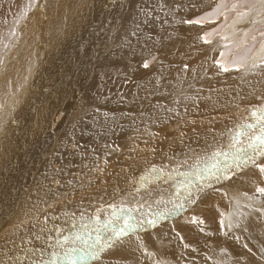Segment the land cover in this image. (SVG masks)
I'll return each instance as SVG.
<instances>
[{
	"label": "rangeland",
	"instance_id": "rangeland-1",
	"mask_svg": "<svg viewBox=\"0 0 264 264\" xmlns=\"http://www.w3.org/2000/svg\"><path fill=\"white\" fill-rule=\"evenodd\" d=\"M40 1L45 3H41L40 6H42V9L40 10V6H37L39 13L30 18V21L28 20L31 23L29 24L31 25L29 37H34V41L25 40V44L28 47L27 51L29 52L30 50V52H33L29 54H32V58H30L32 59L30 60L32 65L28 69H19L14 77L15 82L13 81L15 83L13 85L18 83L20 93L16 92L19 88H15L12 85L10 88L12 89V93L0 94V102L2 101V104H0V264H47L48 260L52 259L53 253L58 255L61 251L60 254L63 255L66 250L80 246L78 240L76 243L72 241V238L77 233L85 234L86 232H92L94 239L96 233L93 229L101 228L103 229L102 235L104 238L101 239L100 245H97L92 250L93 252H97L98 246L101 247V245L107 243L105 242L107 238L114 237L119 233L121 225H124V221L127 220L125 218L123 219L122 216L126 218L131 216L133 225L138 224L137 227L138 229L140 227L139 230H142L144 226L147 227V225L143 224V226H140V222L138 221H142L143 223L148 222L146 216L157 212V210L164 212L167 210L165 213L174 217L175 214L172 212L179 206L185 205L193 207L196 204V199L187 197L184 200L185 196L189 194V191L191 192L204 183L206 185V183L211 182L217 185L221 182V184L224 183L225 185L226 182L230 181V178L227 181L224 177L231 171V168L227 167V164L231 163L233 165V163L242 159V157L248 156L250 153H247L251 150L248 149L246 154L237 156L234 159L235 148H247L250 143L249 137L259 134L256 130L259 129V125H256V131L244 127V125L252 122V124H255V120L252 118V113L250 112L253 110L251 107L248 108L250 110V113L247 112L248 114L245 110H242L232 113L231 116L220 114L215 119L207 116L206 121L200 120L197 126L192 125L187 128L189 131L182 129L180 130L182 132H177L175 129L167 132L166 137L163 136V133L158 132L157 125L162 123L161 120L166 114L179 110L178 103L171 100L169 103H166V106L171 108L166 109V113L163 114L166 107H162V105H164V100L168 98V94L171 92L170 88L172 86L170 85H168V87L170 86L168 91H164L167 94L162 102L159 100L150 101L148 99L150 98V94H147L145 95L147 101H144V98H142L131 105H124L121 103V97L124 94L122 96L119 94V88L102 90L97 96V102L85 98V89L90 83L95 73L94 70L98 65H109L113 63L128 65L127 84L130 85L132 82L141 80L142 71H140V64L135 56V41L139 38L138 35H142L144 40L155 37L154 28L156 27L163 28L162 33L158 35L160 39L164 37L165 33L179 34L182 28H179V30L177 28L179 26H186V24L181 23L183 19L180 9L181 2L178 5H173L174 7H171L169 10V15L159 20L150 15L153 9L152 6L140 8L130 3V0H127L125 2L127 3L126 6L124 5L119 16L114 21L102 22V18H96L97 15H103L105 12L104 9L110 4H112V8L118 9V6H120L119 1L83 0L82 2V0H72L76 1V3H69V0H57V2H54L55 4L53 3L54 5L48 2L50 0ZM61 1L63 2L61 3ZM72 1L70 0V2ZM188 1L194 2V0ZM227 1H231V6L237 3L238 0ZM242 1L237 4L242 3ZM65 2L67 6H65ZM58 4H61V6L59 5L61 8L58 7ZM62 5L64 7L63 11ZM86 5L87 8H85ZM161 11L162 9H158L159 13ZM225 12V14L223 12L219 15V23L212 27L209 31L210 33H216L218 31V25L223 22L224 16L228 12H232V10ZM67 13L68 15L65 16ZM24 14L25 12L22 11V16ZM55 14L60 17L65 27L62 24L63 26L61 28L56 29V22L53 21ZM145 14H148V16L144 18L143 16ZM69 15L72 19H68ZM75 15L77 17L80 16L78 22V18ZM114 15L117 14L114 13ZM129 15H133L131 22L128 20ZM105 16L109 19L111 15L109 16L107 14ZM64 17H67L66 20H64ZM80 18L82 19L81 23ZM92 18L95 19L96 22H93L97 25L94 23L92 25L89 24V22H92L90 21ZM68 23H70L69 26ZM73 23L76 24V27ZM102 23H106V25L103 24V26ZM211 23L212 20H210L207 26ZM67 26L69 27L68 29ZM80 26L81 29H78ZM71 27L74 28L72 29ZM86 27L92 29V34L88 32L90 29L88 30ZM101 27L102 29H100ZM66 30H70V32ZM72 30L73 32H71ZM186 30L188 33H194L188 29ZM69 33H71V38ZM94 33L95 35H93ZM78 35H81L82 38ZM72 37L76 41L72 40ZM82 39L85 41H82ZM36 40L38 43H35ZM60 41L61 45H67L70 48L67 49V46H60ZM67 41L69 42L67 43ZM64 42L67 44L65 45ZM224 44L227 46L229 43L225 42ZM72 45L78 47L76 48V46ZM162 45L163 42L158 45V49H162ZM68 52L69 55H67ZM25 53L26 51L21 50L20 47L18 54L24 57L26 55ZM73 53L77 56L72 57L74 55ZM155 53L159 55L157 50ZM54 57L56 59L59 58V63ZM69 59L71 62L68 64ZM78 59L80 63H82L81 61L85 62L79 69L78 66L80 63L79 61L76 62ZM53 60L56 61V65L55 62L53 64ZM63 61L64 66L62 65ZM14 64H17L16 59L13 62ZM67 64H72V67L70 65L69 68ZM2 65L4 66V64ZM150 65H148L147 70H149ZM3 66L0 67V70H2ZM63 68L66 70L64 71L65 73L63 72ZM74 68L77 72L74 71ZM57 69L62 71L61 73L63 75ZM84 69L87 72L84 73L85 77L82 78L83 75L78 73ZM71 70L72 73H70ZM54 71L60 74V76L56 75ZM53 74L56 77H53ZM17 78H20V81ZM65 78L69 83L70 91H67L66 88L62 90L67 93L61 90L60 92L59 89L57 91V85L63 83ZM62 79L64 80L63 82ZM54 81H56V86L54 85ZM53 85L55 86L54 88ZM74 91L76 92L73 93ZM137 97L140 96L137 95ZM117 104L125 107V109H118ZM256 105H259V103H256ZM133 107L135 108L129 113ZM33 115L35 116L33 117ZM89 117L116 118V121H112L109 126L100 129L98 136L91 137L81 130L83 120ZM203 121L206 124L205 126L199 124ZM214 124L218 125L213 127ZM220 124L221 127H219ZM185 127L186 124L182 128ZM241 133H246L247 135H241L239 144L230 147L233 138ZM105 136H107L106 144H103L102 141L96 145ZM170 141L175 145L168 147L167 142ZM130 152L134 155L127 157ZM217 153L221 156L216 155ZM144 154L145 156H143ZM139 155L145 158H140ZM213 158L215 159L213 160ZM148 161L151 162L149 163ZM140 169H143L144 173ZM228 177L230 176L228 175ZM132 183L133 185H131ZM216 188L211 186L206 191L217 190ZM122 196L123 201L128 202H124V204H130L126 205L128 207L127 211L102 214L99 223L96 220L82 227L77 222L78 225L68 227V223L63 222V228L62 223L58 220L60 216L58 218L56 216L57 220H54L56 223L53 221L56 225L59 224L57 227L54 224L52 225V218V220H49L50 214L54 211H77L81 208L87 209L89 206H97L96 209H98L103 204L104 206L107 205L106 208L111 211L112 209H109L110 205L115 206L118 201L117 199ZM92 197L94 198L93 200ZM84 198L87 199L85 200ZM150 199H153V201L147 205L145 200L149 201ZM234 201H236L238 209L240 208L237 212L262 208V202L259 200L251 199L249 203L241 201L240 199H235ZM109 202L111 203L109 204ZM121 204L118 206H121ZM64 207L66 208L65 210ZM87 210L90 209L88 208ZM74 216L72 218L75 220L80 215H77V217ZM107 218L115 219V221L113 224L105 227ZM148 218L150 219L151 217ZM234 220L231 217L230 222H234ZM48 221H50V224H48ZM60 226L62 227L61 229H67L63 231L59 229ZM50 227L51 230H49ZM112 227H114L115 231L107 230V228ZM138 229L136 231H139ZM35 231H40V234L34 235L33 237L30 236L31 238L27 236L26 238L28 239L24 237L29 232L33 234L37 233ZM45 231H47V235L44 234ZM60 233L64 237L62 241L66 238L67 240L64 242H60V240L55 243L57 239L54 240L51 238L52 234L57 235ZM68 234L69 236L67 237ZM39 238H43V240H37ZM68 242L71 243L69 244ZM58 243L59 245L61 243L66 244V246L62 244L58 246ZM44 246H47V249ZM40 247L42 248L41 252H36ZM62 247L66 248H64L65 251ZM34 255L36 256L34 257Z\"/></svg>",
	"mask_w": 264,
	"mask_h": 264
},
{
	"label": "bare ground",
	"instance_id": "bare-ground-1",
	"mask_svg": "<svg viewBox=\"0 0 264 264\" xmlns=\"http://www.w3.org/2000/svg\"><path fill=\"white\" fill-rule=\"evenodd\" d=\"M55 1L57 2V0H50L48 2H51L52 5H54ZM63 1H61V3ZM117 1L120 2V6H118V9L112 8V4H110L104 9V14L102 13L103 15H97L96 18H102V22H111V20L114 21L119 16V13L124 5L126 6L127 4L125 3L127 2V0ZM240 1L242 0H238L237 3ZM42 2L43 1L40 0H0V67L3 66L2 64H4L2 70H0V81L3 80L2 82H0V94H4L7 92L12 93V89L10 88L13 84H15L14 77L16 76L17 71L22 68L28 69V67L32 65V63H30V60H32L30 59L32 58V54H29L33 52H30V50L28 52V47L25 44V40L34 41V37H29V29L31 26L29 24L31 23L28 22V20L30 21V18L39 13L37 6H40ZM74 2L76 3V1L70 2L69 0V3ZM180 2V9L182 13L181 15L183 16L181 23L186 24V26H179L177 28L178 30L179 28H182V31L179 32V34L165 33L164 37L160 39L158 35L162 33L163 28L156 27L154 28L155 37L144 40L142 35H138L139 38L135 41V56L138 60V63L140 64V71H142L141 80L132 82L130 85L127 84L128 65H119L117 63L109 65H98L94 70L95 73L90 83L85 89L86 91L84 95L85 98L97 102V96L102 90L119 88V94L121 96L124 94V96L121 97V103L124 105H131L132 103L139 101L142 98H144V101H147L145 97V95L147 94H150V98H148L150 101L159 100L160 102H162L167 94L164 93V91H168V88L172 86L170 88L171 92L168 94V98L164 100L165 103L164 105H162V107H166L163 114L166 113V109L171 108L166 106V103H169V101L171 100L178 103L179 110L166 114L161 120L162 123L158 124L156 127L158 132L163 133V136L165 137L168 134L167 132L175 129L177 130V132L182 129L189 131L187 128L191 127L192 125L197 126V123L200 120L206 121L207 116L215 119V117L220 114L231 116V114L236 111L240 112L242 110H245L246 113H253V111L257 109L264 108V0H243L242 3H235L231 6V1L229 2L227 0H194V2L188 0H130V3L140 8H143L145 6H152L153 9L150 12V15L153 18L159 20H162L163 17L169 15V10L171 9V7H174L173 5L175 4L178 5ZM65 3H63V5H65ZM59 5L61 6V4H58V7ZM63 5L62 11L64 8ZM65 6H67V3ZM85 8H87V5ZM39 9L41 10L42 6H40ZM158 9H162L161 13L158 12ZM228 10H232V12H228V14L224 16L223 22L218 25V31L216 33H210L209 31L212 29V27L216 26L219 23V15L223 12L225 14V11ZM22 11L25 12L23 16ZM62 11L61 13H63ZM57 12L59 11L57 10ZM114 13H116L117 15H114ZM107 14L109 16L111 15L109 19L105 16ZM67 15L68 13L65 16ZM146 16H148V14H145L143 17L145 18ZM79 17H77V22L79 21ZM66 18L64 20H66ZM69 18L70 15L68 16V19ZM128 18V20H130L131 22L133 15H129ZM70 19H72V17ZM92 19H90V21L92 22H89V24L91 25L93 23L95 24L96 22L94 18ZM73 20L75 19L73 18ZM81 20L82 19L80 18V23ZM210 20H212V23L207 26ZM31 21L33 22V20ZM53 21L56 22H54L56 24V29H59L64 25L57 14H55V18ZM192 21L196 22L193 23ZM69 24L70 23H68V26ZM103 24L106 25V23H102V25ZM73 25L75 26L76 24L73 23ZM68 26L67 29L69 28ZM71 28L73 29L74 27ZM78 29H81V26ZM89 29L88 32H91L92 34V29ZM100 29H102V27ZM186 29L194 33H188ZM68 32H70V30ZM71 32H73V30ZM95 33L93 35H95ZM69 34L71 38V33ZM75 34L77 35V33ZM215 35L216 37H214ZM73 38L74 37H72V40H74ZM91 38H93V36ZM84 39H82V41ZM36 42L38 43L37 40L35 41V43ZM68 42L69 41H67V43ZM162 42V49H158V45ZM225 42L229 44L225 46ZM67 43L64 42L65 45ZM73 43L76 44V42ZM76 45L79 44L77 43ZM60 46H63L61 45V41ZM20 47L21 50L23 49L26 51V55L24 57L23 55L18 54V50H20ZM77 47L78 46H76V48ZM66 48L68 49L70 47L67 46ZM73 48L75 49V47ZM250 48L252 49V51L248 52L247 50ZM156 50L157 52H159V55L155 53ZM69 52L68 54H66L69 55ZM161 53L163 54L161 55ZM73 54L74 55H72V57L77 56L75 55V53ZM33 58L35 57L33 56ZM15 59L17 60V64L13 65ZM54 59L56 58L54 57ZM58 59L59 58L56 59L57 62ZM64 61L62 64L63 66ZM78 61L80 63L79 59L76 62ZM54 62L56 65V61L53 60V64ZM70 62L71 60L68 61V64ZM81 62L82 63L79 64L78 69L85 63L83 61ZM149 64L151 65L148 68L149 70H147ZM70 65L72 67V64ZM70 65H68L69 68ZM145 65H147V67H145ZM10 66L12 67L10 68ZM225 68L227 69V71L224 70ZM85 69L83 71H79L78 73L83 75L82 78L85 77L84 73L88 71V69H86L87 71H85ZM64 71L66 70L64 69L63 72ZM74 71L77 72L75 68ZM61 72L62 71H60V73ZM70 73H72V70ZM55 74L60 76V74L56 72ZM55 74H53V77H56ZM61 75L63 74L61 73ZM59 76L57 77L59 78ZM25 77L27 76L25 75ZM17 80L20 81V78H17ZM63 81L64 80L62 79V82ZM55 82L56 81H54V85ZM64 82H67L66 78ZM64 82L57 85V91L58 89L59 91H63V88H66L67 91H70L69 83L67 82V84ZM17 84L13 85V87L19 88ZM54 85L53 88L56 86ZM168 85L170 86L168 87ZM19 90L20 88L18 89V91H15L20 93ZM75 92L76 91H74L73 93ZM137 95H139L140 97H137ZM256 103H259V105H256ZM0 104H2V101L0 102ZM251 107L253 108L252 111L248 109ZM117 108L120 110L125 109V107L118 104ZM134 108L135 107L131 108L129 113H131ZM34 116L35 115H33V117ZM83 121L84 122L81 125V130L86 133V135L94 137L98 136L100 129L106 128L111 124L112 121H116V118L105 119L102 117H89L84 119ZM185 124L186 127L182 128L185 126ZM199 124H202L203 126L206 125L204 121L200 122ZM217 125L218 124H214L213 127ZM219 127H221V124ZM256 130L259 132V129ZM165 137L163 138L165 139ZM102 141L103 144H106L107 136H105L103 140H99L96 145ZM171 145L175 144L171 143V141L167 142L168 147ZM179 146L181 145L179 144ZM141 153L143 152L141 151ZM247 154L249 155L242 157V159H239L235 163H233V161V165H231V163L227 164V167H230L231 171H229V173L224 176L227 181L230 178V181L226 182L225 185L224 183L221 184V182L217 185L216 183L212 184L211 182H209L208 184L206 183L207 186L205 185V183H202L203 185H201L200 187L195 188L194 190H192V188V191H189V194L185 196L184 200L187 197H190L192 199H196V204L193 207L185 205L179 206L175 211L172 212L173 214H175L174 217H171L168 213L166 214L165 212L167 210H165L164 212L161 210V208H159L161 211L157 210V212L151 213L149 216H146L148 222L143 223L142 221H138L140 222V226H143V224L147 225V227L144 226L142 230H139L140 227L138 229V224L133 225L131 216H128L127 218L122 216L123 219H127V222L132 225V228L125 229L126 234L119 232L116 236L107 238L105 242L111 244L106 243L105 245H103L102 249L100 246H98L99 248L97 252L100 253V256L96 259H91L89 261V264H264V192L260 191V189H264V172H261V168H264V156L258 155L252 150H250ZM132 155L134 154L130 152L127 157H131ZM143 156H145V154ZM140 158L145 157H142L141 155ZM214 159L215 158H213V160ZM140 170L142 172L144 171L143 169ZM228 175L230 177H228ZM225 179L224 181H226ZM131 185H133V183ZM211 186L217 187V190L206 191V189ZM95 198L97 199V197ZM93 199L94 198L92 197V200ZM235 199H240L241 201H244L246 203L251 202V199L259 200L260 202H262V208L256 210L250 209L246 211L241 210L240 212H237L240 208L238 209L236 201H234ZM117 200V204L115 203V201H113L116 204H114L115 206L110 205L109 209H112L111 211H109L108 208H106L107 205L104 206V204L100 205L101 207L99 206L100 208L98 209H96L97 206H89L87 207V209L89 208L90 210H87L84 207V209H82L80 207L81 209L77 211L65 210L66 208L64 207L65 211H54L53 213H51L49 216V220L53 219L51 221L53 222L55 219L57 220L58 216H60V219L58 220L60 223H62L63 228V222L68 223V227H74L78 224H81V226L84 227L96 220L101 219L102 214H107L109 212L120 213L123 211H127L128 207L126 205L130 204H124L125 201H123V196L118 198ZM152 201L153 199H150L149 201L145 200V203L148 205ZM122 202L123 204H121ZM110 203L111 202H109V204ZM120 204L121 206H118ZM77 215H80L79 220V217H77ZM72 216L77 217V219L74 220ZM148 217L151 218L149 219ZM231 217L235 219V223L230 222ZM112 220L115 221V219L112 218L106 219L107 222ZM153 220H155V223H150V221ZM48 222L47 223L50 224V221ZM54 222L56 223V221ZM54 222L52 223V225L54 224L56 227L59 226V222L57 223L58 225H56ZM77 222L79 223L77 224ZM51 227L49 230H51ZM122 227H124V225H121L120 228ZM61 228L62 227L60 226L59 229ZM65 229L61 230L64 231ZM113 229L114 227L107 228V230H112V232ZM137 229L139 231H136ZM35 232L37 233L33 234L29 232V234L26 232L27 234L24 237H33L34 235L40 234V231ZM46 232L47 231H45L44 234L47 235ZM68 236L69 234L67 235V237ZM43 238H39L37 240H43ZM51 238H53L54 240L57 239L55 243L60 240V242H64L65 240H67L65 239L62 241L64 237L61 233L57 235L52 234ZM52 240L50 241L52 242ZM68 243L70 244L71 242ZM61 244L63 246H66V244ZM57 245L60 246L59 243ZM44 247L46 248L47 246ZM42 248L40 247L36 252H41ZM60 252L58 253V255H62L60 254ZM35 256L36 255H34V257ZM29 259L31 258L29 257Z\"/></svg>",
	"mask_w": 264,
	"mask_h": 264
},
{
	"label": "snow or ice",
	"instance_id": "snow-or-ice-1",
	"mask_svg": "<svg viewBox=\"0 0 264 264\" xmlns=\"http://www.w3.org/2000/svg\"><path fill=\"white\" fill-rule=\"evenodd\" d=\"M195 23L196 21H192ZM248 52H251L252 49H248ZM147 67V65H145ZM227 71V69H224ZM252 118L255 120V124L249 123L244 125L245 128L255 130L256 125H259V134L249 137L250 143L247 148L245 147H236L235 154L233 158L235 159L237 156L244 155L247 153L248 149L256 152L258 155L264 156V108L257 109L253 111ZM241 135H247L246 133L237 134L233 140L232 145L230 147H234L239 144ZM216 155H220L217 153ZM261 172H264V168H261ZM261 192H264V189H260ZM99 223V220H97ZM114 221H108L105 227L113 224ZM150 223H155V220L150 221ZM132 225L124 221V227L120 228L119 232L126 234L125 229H131ZM93 231L96 233V237L93 239L92 232H86L85 234L77 233L75 237L72 238L73 243L77 240L80 242V246L73 247L69 250H66L63 255H57L56 253L52 254V259H50L47 264H89L91 259H95L98 257V252H93L92 250L100 245L101 239H103V229L94 228ZM115 231V229H113ZM67 239V238H66ZM91 241V242H89ZM103 245H101V249Z\"/></svg>",
	"mask_w": 264,
	"mask_h": 264
}]
</instances>
